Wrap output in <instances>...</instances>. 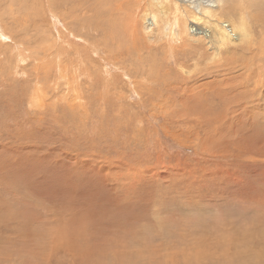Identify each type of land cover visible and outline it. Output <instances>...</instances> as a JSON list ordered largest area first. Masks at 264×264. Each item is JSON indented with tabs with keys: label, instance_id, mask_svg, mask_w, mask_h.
Instances as JSON below:
<instances>
[{
	"label": "rangeland",
	"instance_id": "1",
	"mask_svg": "<svg viewBox=\"0 0 264 264\" xmlns=\"http://www.w3.org/2000/svg\"><path fill=\"white\" fill-rule=\"evenodd\" d=\"M227 2L250 46L0 0V264H264V0Z\"/></svg>",
	"mask_w": 264,
	"mask_h": 264
},
{
	"label": "bare ground",
	"instance_id": "2",
	"mask_svg": "<svg viewBox=\"0 0 264 264\" xmlns=\"http://www.w3.org/2000/svg\"><path fill=\"white\" fill-rule=\"evenodd\" d=\"M152 1H154L155 3V12H157L158 14L152 16V21L150 22V24H154V22H156L154 19H157V17L159 16L162 17L165 21V24L168 25L166 21L170 19L171 15H174L176 16V18L172 24V27L169 29H172L174 27V30H177V37H180L183 34L182 31H186V33L184 34L187 35L185 36L187 38L190 37V41L195 42V44L203 43L204 45H206L211 41H214L219 45L222 44L223 47L226 43L240 42L241 44H245L248 46H250L251 44V33H248V31L246 30V18L242 15V10H244L242 7V3H238V5L234 6V4L228 3L227 0H210L209 3L204 1L205 5H203L202 0H178L176 2L180 1V5H173V8L175 10L179 9V12L177 14L175 10L171 11L172 9L169 7V5L158 3L161 0ZM184 4L188 6L187 9L183 7ZM181 11L184 12L185 16L181 15ZM221 11H225L229 15L233 14L234 17H231V20H221L219 16V13ZM187 17L190 19V25H188L187 23ZM203 17H205L206 20H204ZM215 46L213 47L215 48ZM216 49L218 50V48ZM214 53L216 55V51H214ZM214 53L212 52L213 56ZM257 90H261L259 89V86Z\"/></svg>",
	"mask_w": 264,
	"mask_h": 264
}]
</instances>
